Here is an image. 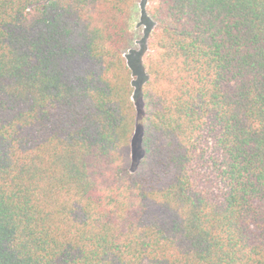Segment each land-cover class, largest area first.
Segmentation results:
<instances>
[{
	"label": "trees",
	"instance_id": "obj_1",
	"mask_svg": "<svg viewBox=\"0 0 264 264\" xmlns=\"http://www.w3.org/2000/svg\"><path fill=\"white\" fill-rule=\"evenodd\" d=\"M0 0V264H264V0ZM132 167V168H131Z\"/></svg>",
	"mask_w": 264,
	"mask_h": 264
},
{
	"label": "rangeland",
	"instance_id": "obj_2",
	"mask_svg": "<svg viewBox=\"0 0 264 264\" xmlns=\"http://www.w3.org/2000/svg\"><path fill=\"white\" fill-rule=\"evenodd\" d=\"M148 6L149 0H136L135 11L130 22L134 43L132 48L125 54L127 64L132 72L133 102L136 110L134 133L130 143V161L132 166H136L143 156L142 123L140 119L141 93L146 81L143 63L148 52L150 36L155 27L147 14Z\"/></svg>",
	"mask_w": 264,
	"mask_h": 264
}]
</instances>
